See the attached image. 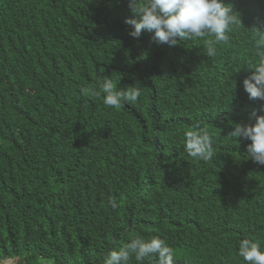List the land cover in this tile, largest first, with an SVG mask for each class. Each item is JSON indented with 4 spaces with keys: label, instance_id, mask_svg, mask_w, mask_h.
<instances>
[{
    "label": "trees",
    "instance_id": "obj_1",
    "mask_svg": "<svg viewBox=\"0 0 264 264\" xmlns=\"http://www.w3.org/2000/svg\"><path fill=\"white\" fill-rule=\"evenodd\" d=\"M224 2L243 26L208 56L214 36H129L128 0H0V260L105 264L136 236L164 239L176 264H246L245 238L264 250V165L228 135L264 115L243 88L264 0ZM103 77L142 94L105 106ZM199 128L208 161L184 150Z\"/></svg>",
    "mask_w": 264,
    "mask_h": 264
},
{
    "label": "clouds",
    "instance_id": "obj_2",
    "mask_svg": "<svg viewBox=\"0 0 264 264\" xmlns=\"http://www.w3.org/2000/svg\"><path fill=\"white\" fill-rule=\"evenodd\" d=\"M128 6L133 16L125 23L130 26L128 35L132 38L139 39L142 31H146L153 34L157 44L173 47L179 41L214 36V41L207 45L208 56H215L214 44L227 42L228 34L243 26L241 15L224 0H128ZM261 25L264 21L257 18V24L250 30L257 57L248 67L252 71L243 80L250 100H264V27ZM94 94L102 97L105 106L115 108L124 102L136 103L142 93L135 85L118 90L111 77H103ZM228 135L237 141L238 138L250 140L246 146L247 159L264 165V115L253 111L248 123H236ZM184 150L194 160L208 161L214 154L213 136L205 128L188 131L184 134ZM238 255L246 264H264V250L250 239L239 241ZM131 256L141 264L146 259H154L156 264H176L174 250L159 236L132 238L118 250L111 251L105 264H129ZM16 259L5 257L0 264H15Z\"/></svg>",
    "mask_w": 264,
    "mask_h": 264
}]
</instances>
